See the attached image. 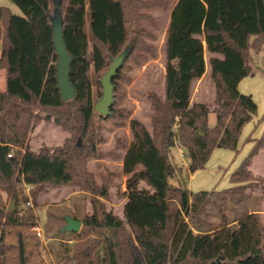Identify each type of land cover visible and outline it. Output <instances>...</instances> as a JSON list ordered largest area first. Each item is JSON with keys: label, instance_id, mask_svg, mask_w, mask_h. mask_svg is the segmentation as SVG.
Wrapping results in <instances>:
<instances>
[{"label": "trees", "instance_id": "obj_1", "mask_svg": "<svg viewBox=\"0 0 264 264\" xmlns=\"http://www.w3.org/2000/svg\"><path fill=\"white\" fill-rule=\"evenodd\" d=\"M10 1L23 15L0 6V69L6 71V90L0 92V190L15 199L14 212L0 203V264H8V228L19 229L13 246L18 264H29L32 247L39 254L41 240L31 233L38 217L26 208L27 187L78 193L73 210L56 203L65 215L49 212L43 227L45 238L58 240L64 248L59 251L64 264H264V230L258 214L242 215L235 228L228 219L231 204L249 203L257 184L264 200V176L250 169L254 156L264 149V134L251 139L254 147L232 173L230 188L194 193L170 183L177 172L170 156L174 146L184 150L190 173L203 170L215 149L239 151L242 131L258 110L239 85L255 74L253 56L264 49V0L176 3L165 46V98L150 96L152 133L139 120L129 121L132 141L123 159L128 177L124 217L110 205L112 187H99L88 168L90 160L98 159L95 121L98 117L126 127L129 114L116 109L125 99L118 93V82H130L123 73L130 63L155 56L147 42L155 37L142 24H154L146 11L168 10V3ZM57 13L73 58L70 81L76 96L68 102H63L57 84L52 27ZM206 51L218 56L209 62L215 85L212 105L192 102L193 82L206 72ZM122 55L126 57L112 79L114 105L105 117L94 109L103 96L101 80ZM211 113L216 115L213 127ZM57 119L67 134L62 144L44 143L32 150L36 128ZM21 199L26 201L22 215ZM66 216L82 223L78 233L63 231ZM212 216L217 226L212 225Z\"/></svg>", "mask_w": 264, "mask_h": 264}, {"label": "rangeland", "instance_id": "obj_2", "mask_svg": "<svg viewBox=\"0 0 264 264\" xmlns=\"http://www.w3.org/2000/svg\"><path fill=\"white\" fill-rule=\"evenodd\" d=\"M148 1H160L167 2L169 9L174 5L176 0H148ZM6 5L11 9L13 14L22 16L21 10L14 5L10 0H3L0 5ZM169 9H154L148 10L146 13L152 17L154 24L150 22H144L142 26L151 34L154 35V40H147L148 44L152 45L155 50V56H146V59L140 64L130 63L128 69L123 73L126 77H129L130 82L120 81L118 82V93L125 95L123 102L118 104L116 109H123L129 114V118L126 120V127L119 128L115 126L111 121L98 117L95 121L96 127V139L98 148V159L89 161L88 166L90 172L94 175L95 180L99 187L107 185L112 187L110 192L111 203L118 209L116 213L121 217H124L121 207V200L124 198L122 189L125 186L127 176L123 173L122 158L125 153V148L132 141V135L129 128V121L132 119L139 120L146 128L152 133L151 118L153 116V110L151 108L150 96L157 95L161 100L165 98L164 92V31L167 26ZM254 68L255 74L247 77L240 87L242 94L251 95L257 104L258 110L256 116L245 125L239 142V151L237 153L228 149H215L207 162L205 168L200 170L201 174L197 177L202 179L191 177L195 173H190L188 170V160L185 157V152L179 146H174L171 149V161L176 168V175L170 180V183L175 186H184L191 192L199 191H224L231 187L230 177L234 173L242 162L251 153L254 142L251 138H261L264 134V49L254 54ZM209 62V58H207ZM1 73V72H0ZM93 74V72H92ZM246 79V78H245ZM93 80L95 77L93 75ZM208 81L210 77L207 78ZM208 83V82H207ZM214 84V83H213ZM215 86V85H214ZM208 86L207 94L204 98L208 105H212L215 100V87ZM94 102L98 100L96 97L97 88L93 86ZM216 124V115L211 113L209 115V125L211 127ZM251 135V137H250ZM67 134L55 121L45 122L39 125L34 131L30 140V148L32 150H38V148L47 143L49 145H61ZM251 171L260 176H264V150H261L256 156H254L251 166ZM199 172V171H197ZM191 186L195 189H191ZM199 186L200 187L199 189ZM257 190L255 195L246 205L238 206L234 203L230 206V212L228 213V219L230 226L235 228L237 220L244 214L254 212L258 214L260 225L264 230V200H262L260 185L257 184ZM68 192L72 190L65 188ZM61 190H50L37 192L35 188H26L25 194L28 196V202L31 203L29 209H32L37 217L38 222L36 227H45L47 223V214L52 212L61 216L63 213L56 203H60L65 199L66 193ZM7 196V194H6ZM10 196L6 198V205L9 207L11 203ZM71 201L67 202L64 207L70 209ZM110 203V204H111ZM26 201L20 200L18 205V212L20 215L26 211ZM38 204V206H36ZM58 207V208H57ZM62 207V206H61ZM210 218L212 225L217 226L218 220ZM48 227V226H47ZM53 227H58L54 225ZM83 226H81L82 229ZM214 228V227H213ZM80 229V230H81ZM19 229L8 228L6 235V243L11 246V250L8 252V264H18L17 253L13 246L17 243V233ZM33 234V229L31 230ZM52 235V234H51ZM34 236V235H33ZM45 236V235H44ZM60 242L58 240H48L44 238L39 241L38 256L36 247H32L30 253L29 264H64L62 262L63 255L59 254L61 249ZM56 255H59L56 257Z\"/></svg>", "mask_w": 264, "mask_h": 264}, {"label": "water", "instance_id": "obj_3", "mask_svg": "<svg viewBox=\"0 0 264 264\" xmlns=\"http://www.w3.org/2000/svg\"><path fill=\"white\" fill-rule=\"evenodd\" d=\"M53 23V42L56 54L58 56L57 62V84L60 91L63 102H68L75 98L76 92L70 81V63L72 56L67 51L64 39H63V26L62 16L57 13L52 18ZM126 55H122L115 59L109 69V71L103 76L101 84L103 87V96L95 104L94 109L102 116H108L111 114V108L114 105V85L112 79L116 76L118 68L122 65ZM59 124V120H55ZM8 210L14 212L15 199L11 200ZM66 225L63 231L78 233L81 229L82 223L72 219L69 216L65 217Z\"/></svg>", "mask_w": 264, "mask_h": 264}, {"label": "crops", "instance_id": "obj_4", "mask_svg": "<svg viewBox=\"0 0 264 264\" xmlns=\"http://www.w3.org/2000/svg\"><path fill=\"white\" fill-rule=\"evenodd\" d=\"M3 2V0H0V4ZM178 2V0H176V2L174 3V5L169 9V16H168V22H167V26H166V29L164 31V40H163V44H164V59H165V64H166V53H165V46H166V38H167V31H168V28H169V25H170V19H171V12L173 10V8L175 7L176 3ZM0 6H5V7H8L6 5H0ZM213 57H218L216 55H212L210 54L209 52L206 51L205 53V58H206V72H205V75L199 79V80H196L193 82V86H192V102L193 103H198V104H207V102L205 101V97H206V94H207V88L208 86H211V88L214 86L212 80H211V66H210V59L213 58ZM207 58H209V62L207 61ZM0 92H4L6 90V71L5 70H2L0 69ZM210 77V80L211 81H208L207 78ZM248 80L247 78L244 79L240 85H239V89L241 86H243L244 82ZM208 82V83H207ZM215 87V86H214ZM164 92H165V65H164ZM165 96V95H164ZM211 105V104H210ZM251 137V135H250ZM252 140L254 139H257V138H251ZM264 150V149H263ZM124 156H125V153H124ZM124 156L122 158V168H123V159H124ZM90 166H88L89 168ZM189 170V169H188ZM89 171H91L89 169ZM201 171L199 172H196L195 174H193V176L191 177V179L193 180L194 178H197L198 180L199 179H202L200 177H197L199 176L201 173ZM200 187L202 186H199V189ZM191 189L195 190L192 186H191ZM192 191V190H191ZM61 195L63 194V192L66 193V196H65V199L62 200L60 203L61 205L63 204H67V202H69V200L71 201V206H72V202L74 200V198L78 195V193H74V192H68L66 189L64 191H61ZM125 192V186L124 188L122 189V194ZM8 196V195H7ZM6 193L1 191L0 190V203L2 204H6ZM125 201V198H123L121 200V205L119 207H121L122 209V205ZM112 207H116L114 206L112 203L110 204ZM70 209L73 210V206L70 207ZM116 209H118L116 207Z\"/></svg>", "mask_w": 264, "mask_h": 264}, {"label": "built area", "instance_id": "obj_5", "mask_svg": "<svg viewBox=\"0 0 264 264\" xmlns=\"http://www.w3.org/2000/svg\"><path fill=\"white\" fill-rule=\"evenodd\" d=\"M9 157H11V155H9ZM31 206V203L28 202L26 204V208L30 207ZM33 231L36 233L37 237L40 239V240H43L45 238L44 236V231H43V228L42 227H34L33 228Z\"/></svg>", "mask_w": 264, "mask_h": 264}]
</instances>
